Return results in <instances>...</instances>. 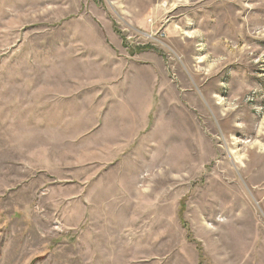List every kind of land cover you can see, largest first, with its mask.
<instances>
[{"label": "rangeland", "instance_id": "obj_1", "mask_svg": "<svg viewBox=\"0 0 264 264\" xmlns=\"http://www.w3.org/2000/svg\"><path fill=\"white\" fill-rule=\"evenodd\" d=\"M0 264H264V0H0Z\"/></svg>", "mask_w": 264, "mask_h": 264}, {"label": "bare ground", "instance_id": "obj_2", "mask_svg": "<svg viewBox=\"0 0 264 264\" xmlns=\"http://www.w3.org/2000/svg\"><path fill=\"white\" fill-rule=\"evenodd\" d=\"M240 159V158H239Z\"/></svg>", "mask_w": 264, "mask_h": 264}]
</instances>
